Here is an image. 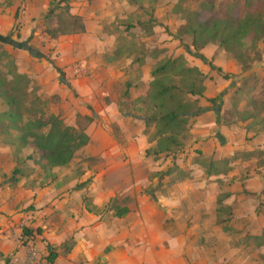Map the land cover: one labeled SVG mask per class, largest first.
I'll return each mask as SVG.
<instances>
[{
    "label": "crops",
    "instance_id": "obj_1",
    "mask_svg": "<svg viewBox=\"0 0 264 264\" xmlns=\"http://www.w3.org/2000/svg\"><path fill=\"white\" fill-rule=\"evenodd\" d=\"M6 1L0 0V37L9 38L15 25L17 10L2 6ZM10 1L15 3L16 7L23 3L28 6L27 9L31 7L32 2ZM43 1L40 0L38 6H42ZM74 5L75 8L70 13L83 19L86 28L84 34L70 36L68 40L64 38L69 37L54 39L47 34L42 35L41 29L35 31L34 15L31 17L29 10H26L22 18H19L20 37H11L13 43L8 42L6 45L19 47L18 43L24 42L36 47L38 43L46 42L48 51L54 50L57 70L54 69L55 82L52 84L50 95H54L62 105L74 106L72 111L76 112V116L79 113L84 118H90V124L85 130L89 142L80 153H86L88 158L98 160L101 166L86 169V173L82 171L77 178L82 180L74 182L66 181L72 172L68 169L69 165L55 168L49 173L52 179L43 182L39 164L31 163L36 153L39 158H42V153L30 146L27 148L28 155L19 165V158L27 149L17 152L16 146L10 141L5 143L4 135L0 134V264H6L7 260L13 264L17 256L26 257L33 244L39 253V264H47L48 247L58 254L53 264H211L215 255L212 242L216 239L215 236L223 238L222 235H202L209 246L201 248L195 244L198 238L183 233L170 235L164 225L169 222L180 225L188 221L215 224L218 206L216 198L219 194L227 193L224 203L233 213L239 203L244 202L246 206H251L252 199L257 202L263 198V174L262 182L257 186H254L253 181L246 183L245 187L242 183L235 182L231 190L225 191L224 188L219 189L217 184L225 178L222 176L225 173L212 174L203 168L200 162L201 159H214L215 155L219 156L225 151V158L232 161L233 166V171L229 172L228 177L241 175L243 171L238 169L241 162L233 161L244 150L252 152L255 148L242 147L239 140L242 134L239 131L247 132L246 129L252 126L253 119L242 122L226 119L225 124V108L222 109V105L211 107L194 119L189 125V149L179 158V168L175 169V173L172 175L173 172H170L171 178L178 176L177 173L183 178L175 185H169L172 179L166 177V185L162 187V192L159 190L156 193L157 197L152 196L151 192V199L142 197L134 208L126 207L125 216L117 217V214H114V219L126 217L127 222L138 225L136 231H130L128 227L119 235L108 233L105 216L90 210L98 211L111 202L110 195L114 194L115 197L112 184L114 183V191L132 194L149 186V182L142 178L148 172L143 173L141 168H149L152 172L153 160L146 156V152L155 145L143 135L146 117L136 115L131 111V107L138 99L147 97L152 82L151 72L154 66L166 57L168 52L165 53V49L169 47L163 43L164 39H161L160 44L156 45L159 52L154 53L151 41L153 31L140 24L139 15L134 14L132 1L78 0ZM80 42L83 45L79 44ZM87 42L90 45L88 52L77 56L75 51L84 48ZM24 44L20 45L25 48ZM127 44L131 45L130 51L123 47ZM30 53L36 52L31 50ZM200 54L208 61L195 59L189 63L191 67L198 68L207 76L212 65L218 72L224 73L230 83L228 89L223 91L227 85L221 86L216 77L214 82L212 72L206 82L204 96L207 100L222 94L228 108L232 96L237 103L242 100L249 102L252 99V94L238 98L235 95L246 75L241 72L234 59L216 45L206 47ZM259 78L264 79V73ZM216 82H219V89L214 85ZM213 86L216 88L212 93L210 87ZM243 104L231 106L232 116L249 110ZM67 127L77 126L68 124ZM262 133L257 136L264 139ZM245 138L243 133V140ZM259 146L264 148V140L260 141ZM31 154L35 155L32 157ZM196 156L200 158L199 162L195 159ZM24 167L28 171H25ZM90 177L93 183L89 189H83L81 186L79 190L74 188L75 185H83L82 183ZM192 177H196L194 182L187 183L186 179ZM85 193L93 199L94 209L88 210L84 205ZM202 209L208 218L202 219L200 211L197 212ZM159 216L162 217L161 233L154 235L153 225L158 222ZM25 228L34 231L35 235V241L28 245L24 244L23 240ZM208 249L210 251H203ZM233 251L231 248L230 254L234 255ZM202 257L208 261H203ZM224 260L228 262V259Z\"/></svg>",
    "mask_w": 264,
    "mask_h": 264
},
{
    "label": "rangeland",
    "instance_id": "obj_2",
    "mask_svg": "<svg viewBox=\"0 0 264 264\" xmlns=\"http://www.w3.org/2000/svg\"><path fill=\"white\" fill-rule=\"evenodd\" d=\"M128 1H132L134 3V14L139 15L138 18L140 24L144 25V28L153 31L151 41L153 43L152 47H154L153 49H155L154 53L157 54L159 52V47H157L156 45H159L161 39H164L163 43L168 44L169 48L165 49V53L168 52V54L165 55V58L163 57L164 59L162 61L170 57L176 58L179 56H184L188 62V65L190 62L194 61L195 59H198L196 58V55H198L199 52H196L191 47L192 37L189 34L180 35V28L185 24L184 18L186 17V13L190 11L200 12L202 14V19L204 21H207L212 18V16L214 15V9H216L218 10L219 15L222 18H225L227 15H229V8L234 5L235 2H238V6L241 9L242 15L245 14L244 12H246L245 0H214L215 7L208 11L207 9L205 10L204 7L209 6L212 0H137L138 2H134L133 0ZM39 3L40 0H32L31 7L27 9L28 6L24 5L23 3H20V5L16 7L15 3L10 0H7L2 6H5L6 9L17 10L20 19L22 18V14H24L23 12L29 10V15L31 17H33L34 15L35 17V31L37 29H41L42 35H44L46 34L47 30L57 28L59 17L64 16V14L60 11H57V9L65 7V5L63 4L62 0H44L42 6H38ZM77 3L78 0H70V12L72 9L75 8L74 4ZM55 11L56 13L52 16L51 19L46 18V16ZM250 11L252 13H264V0H253V6L250 8ZM179 35L180 38L176 39L177 37H179ZM70 36L75 35L59 36L58 38L69 37L64 38L68 40L70 39ZM9 41L13 43V40L11 39L8 40V38L0 37V79L17 82L16 77L18 74L26 77V82L20 85L23 94L22 97L25 101L26 107L28 108V110H24V123L31 126L35 125V122L37 121L48 123L51 117H53V115H56L62 119V122H67L64 123L65 126H67L68 124H72L77 126L76 128L74 127L76 130L85 131L90 124V118H84L79 115V113L76 116V112L72 111L74 106L69 107L67 105H62L61 102L56 100L54 95H50L52 91V84H54L55 82L53 75H55V70H57V67L55 65L56 60L54 58V50H52V52L48 51V46H45L46 42H43V44L40 42L41 44L38 43L35 47L24 44V42L18 43L19 41H16L18 45L24 44L26 49L38 53V57L36 53L32 54L29 51H26V49H21L20 47L7 46L6 44ZM79 44L82 43L80 42ZM85 44L84 48L77 49L75 51V54L77 56H83V53L88 52L87 48L90 47L89 42ZM123 47H125L127 51L131 50V45L129 44ZM205 60L208 61L207 59ZM205 60L202 61L204 62ZM236 62L239 68L241 69V72L246 75L245 79L241 83V89L246 92V96L252 94V99H250L249 102H243L242 100L240 101V103H237L233 100L232 96L231 100L229 101L231 105L228 106L229 112H227L228 108L227 102H225V96L222 94L217 96L222 97L221 103H218L217 106H212L211 104L209 105L205 96L200 99L199 103L200 106L203 108H215L218 106L221 107L222 105V109L225 108V112L223 111L224 121L226 119L228 121H232L234 119L239 122H242L244 120L243 118L246 116V111L240 112L239 114L232 116L231 106L233 104H238L237 106H239L240 104L244 103L243 105H246V108L249 109L248 111H251V113L253 114L252 126L249 129H246L247 132L243 131L246 136L245 140H243V133L241 131H239V133H241L242 136H240L239 140L242 142V147L252 146V148L255 149L252 152H249L248 149L244 150V152L239 153L240 156L235 159V161H233L234 163L238 162L236 160H239L241 162L238 166V169L243 171L241 175L228 177L229 172L233 171V166H231L232 161L227 160L228 158H225V151L219 156L215 155V160L213 158H207L201 159L200 161V158L198 156L195 157V159H197V162L200 161L202 164L201 166H203V168H206V170L211 172L212 174L214 173L219 175L225 173V175H222L225 176V178L219 180V182L217 183L219 189L224 188L223 190L225 191L229 189L231 190L235 182L242 183L245 187L246 183L253 181L252 183L254 184V186H257V184L262 182V174L264 175V148H261L259 146L260 141L263 142L264 139H261L260 136H257L261 132H263L262 134H264V79L259 78V76L264 73V42L258 44V50L250 52V58L246 60V64H243L239 61ZM210 68V72L206 76L205 87L207 84V79L209 78L211 73L214 72L212 73L214 75V78H212V80L214 81L216 77L219 82H221V86L227 85L225 86V88H223V91L224 89H228V87L230 86V83H228L229 78L224 73H221V71L218 72L216 67L210 65ZM243 68L246 69V72H243ZM36 77L39 79H37ZM219 82H216L214 84L218 89ZM216 87H210L212 93L215 92ZM145 99L146 98H140L137 101L135 100L136 102L134 101L135 104L132 105L131 111L141 117L149 116L151 113L148 111L147 104L142 103V101ZM253 102L255 103L253 104ZM1 109L6 110L7 108L4 106L3 101L0 99V110ZM196 118H193L189 121L187 131L182 134V137L180 138L181 140L179 141L181 143V146L173 147L172 152L169 155H161L159 157L157 156L155 157V159L151 157L153 160L151 162L153 163V166L151 167L152 172L149 170V168H141V171L143 173L148 172L145 173L146 176L143 175L142 177L149 182V186L147 188L138 190L133 194L129 192L125 193L124 191L116 192L113 189V183L112 192L115 193V197L113 196L114 194L110 195L111 202L109 201L107 205H105L98 211L90 210L94 209L93 199L86 196L88 193H85L83 195V202L84 205L87 206L88 210H90L91 212H98L101 216H105V222L107 224L108 233L113 232L114 234L119 235L122 230H126V228L128 227L130 231L133 229L136 231V229H138V225L136 226L132 223L127 222L126 217L122 219H114V214L120 213V211H122L128 206L134 208V205L139 204V201L142 197L151 199L149 195L151 194V192L152 196H156V193H158L159 190H161L160 192H162V187L166 185V177H168L169 180L172 179V183L169 185H175L177 181L183 178L179 175V173H177L178 176L174 175L173 178H171V176L175 173V169L179 168V158H181L182 155H185L189 149L187 147L190 141L189 125H191L193 120ZM154 133V125L148 128L145 127L143 131V135L148 139V141H151ZM254 135H256V137H254ZM15 137L16 136H14V138H10L8 135L5 134L4 141L8 144L9 141L15 139ZM153 144L155 145V143ZM16 151L18 152L19 150L17 149ZM25 151L26 153L24 154ZM25 151L19 158V165H21V162L24 161L25 157L28 155V149ZM80 151L81 150L76 153L74 160L68 166V169H71L72 171L71 174L67 176L66 181L68 182L82 180L81 178L77 179L82 171L86 173V169L91 170L92 168H98L101 166L98 160L88 158L86 153H80ZM34 155L35 154H31L32 157ZM38 158V153H36L34 160L29 161H32L31 163H37V165L39 164V169L41 171L39 172L40 176L44 179L43 182H48L52 179V175L49 174L51 173V171L43 169V160L42 158H39V160L37 161ZM186 158L188 159V157ZM25 161H27V159ZM236 167L237 166H235V168ZM25 171H28V169H25ZM171 171L173 172L172 175L170 174ZM168 172L169 174H166ZM184 178L186 177L184 176ZM194 178L196 177L186 179L187 183L194 182ZM62 181L66 182L63 179ZM92 183V177H90L88 181L82 183L83 185H75L74 188L79 190V187L81 186L83 187V189L87 190L89 189ZM226 196L227 193H223L219 194V196L216 198L218 206L216 208L217 221L215 224H209L206 222L194 223L192 221H188L185 224L179 225L176 223L169 222L164 225L165 230L168 231L170 235H182V233L183 235H193L195 239H199L195 241V244L197 246H200L201 248L209 246V243L206 242V238H204L202 235H222L223 238L221 236H215L216 239L214 240V242H212V251H214L215 255L213 257V260L211 261V264H229L230 262L231 264H264V194L262 196L263 198H261L257 202L252 199L251 202L253 205L251 206H246L244 202L239 203L234 210V213L238 214V216H236L232 212L231 208L229 209L225 206L224 201L227 199ZM199 211L200 215H202V219L208 218L203 214V209L197 210V212ZM161 220L162 217L159 216L158 222L153 225V232H155L154 235L161 233ZM231 248L234 250V255L230 254L229 252ZM203 251L208 252L210 250L208 249ZM224 259H228V262H225ZM202 260L205 262L208 261L205 257H202Z\"/></svg>",
    "mask_w": 264,
    "mask_h": 264
},
{
    "label": "trees",
    "instance_id": "obj_3",
    "mask_svg": "<svg viewBox=\"0 0 264 264\" xmlns=\"http://www.w3.org/2000/svg\"><path fill=\"white\" fill-rule=\"evenodd\" d=\"M62 1L65 7L59 8L57 11L63 13L64 16L59 17L57 28L47 30L46 34L54 39L59 36L84 34L86 28L83 19L70 13V0ZM133 1L138 2L137 0ZM238 5V2H235L229 8V15L225 18H222L218 10L214 9V15L207 21L202 19L200 12L186 13L185 24L180 28V35L189 34L192 37L191 47L199 52L196 58L205 60L202 55H199L200 52L210 45H216L235 61L246 64V60L250 58V52L258 50V44L264 42V13L250 11L253 0H245L246 12L243 15ZM214 7L215 1L212 0L211 4L204 8L208 11ZM55 13L56 11L52 12L46 18L51 19ZM15 20L8 40L15 34L17 38L20 37L19 13L16 14ZM180 35L176 39H179ZM9 44L12 43L9 41ZM18 46L25 49L21 45ZM243 72H246V69ZM151 75L152 82L149 92L142 103L147 104L148 111L151 113L146 117V127L154 125L155 128V133L150 141L155 143V146L146 152V156L155 159L157 156L169 155L173 147L181 146L179 141L182 134L188 129L189 121L201 116L210 108H203L199 104L205 93L206 76L198 68L188 65L184 56L170 57L157 63ZM16 81L0 79V99L7 108L0 112V134H6L10 138L16 136L10 142L19 151L31 146L41 152L42 160L45 162L42 168L45 170L52 171L55 168L68 166L76 153L89 142L85 131L67 127L62 120L55 116L51 117L48 123L37 121L32 126L25 124L24 110H28V108L22 97L20 85L26 82V77L18 74ZM235 95L238 98L245 96L246 92L239 87ZM221 100L220 96L209 99L207 102L212 106H217ZM245 115L244 120L253 118L251 111L247 110ZM126 213L127 210L124 209L116 216L123 217ZM37 233L39 234V231ZM33 234L32 230L26 228L23 230L24 244L28 245L35 241ZM57 257L56 251L48 247L47 264H53ZM6 264H11L10 260H7Z\"/></svg>",
    "mask_w": 264,
    "mask_h": 264
},
{
    "label": "built area",
    "instance_id": "obj_4",
    "mask_svg": "<svg viewBox=\"0 0 264 264\" xmlns=\"http://www.w3.org/2000/svg\"><path fill=\"white\" fill-rule=\"evenodd\" d=\"M26 257H16L13 261V264H38V255L37 249L34 245H31L28 249Z\"/></svg>",
    "mask_w": 264,
    "mask_h": 264
}]
</instances>
